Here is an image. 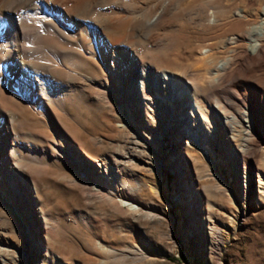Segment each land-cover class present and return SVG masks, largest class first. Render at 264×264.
<instances>
[{"label": "rangeland", "instance_id": "obj_1", "mask_svg": "<svg viewBox=\"0 0 264 264\" xmlns=\"http://www.w3.org/2000/svg\"><path fill=\"white\" fill-rule=\"evenodd\" d=\"M118 1L99 10L115 52L102 35L79 71L103 77L118 52L129 70L58 98L65 132L29 107L15 117L42 150L21 164L34 189L12 170L13 190L0 182V264H264V0ZM179 88L211 121L198 142Z\"/></svg>", "mask_w": 264, "mask_h": 264}, {"label": "bare ground", "instance_id": "obj_2", "mask_svg": "<svg viewBox=\"0 0 264 264\" xmlns=\"http://www.w3.org/2000/svg\"><path fill=\"white\" fill-rule=\"evenodd\" d=\"M102 5H107L112 9L122 6L118 0H0V182L1 185L5 184L4 186L10 191L13 190L14 179L12 182L7 180L9 172L12 170L19 177L27 180V174H22L23 169L21 172V164L23 165L22 162L37 163L34 151L42 150V148L33 147L32 142L29 141L30 138L22 139L18 135L15 131L18 125L15 123V117L29 107L36 113H44L49 119L52 116L59 124L54 109L58 98L63 100L69 97L72 92H77L80 86L85 84L100 88L104 85L103 82L117 81L116 71H119L124 63H128L127 67H123L127 68V71L129 66H132L130 59L122 54L119 55L118 52L116 53L118 57L115 55L117 59H111L106 63L105 67L108 72L103 75L104 79L103 77H89L79 71V67L85 65V61L87 64L88 59L97 60L99 63L96 46L103 43L102 35L106 41V49L115 52V42L109 38V34L114 28L116 29L117 21H111L108 18L104 21L100 20L99 10ZM261 14L263 17L259 23L260 26L264 23V12ZM209 16L208 22H213L211 14ZM260 26L254 29L259 32ZM47 36L54 40L48 41ZM86 39L90 40H88L90 52H87L89 57L83 55L87 45ZM252 46V52H256L257 43L253 42ZM126 59L128 62H125ZM94 61L93 63L96 62ZM115 62L121 67H116ZM98 63L94 65L97 66ZM223 65L222 62L218 67L222 68ZM141 74L136 71L134 76L138 78ZM160 75L161 79L166 80L164 74ZM153 78L154 87H157L155 84L157 76ZM168 81L173 82L174 80L170 78ZM188 90L189 88H179L177 97L185 100L190 121L187 126L185 125L186 128L189 124L194 126L195 123L200 122L198 125L202 127H200L201 133L197 125H195L196 129L191 132V137L198 142L200 134H203V126L208 129L211 121L203 114H199L198 107L188 100V95H190ZM261 118L264 119L263 113ZM49 119L47 120L48 128L50 131H57V128L55 130L53 128L56 125L53 124L55 121L52 120L51 123ZM245 122L251 123L248 113ZM58 127L65 132V128L60 124ZM209 127L212 129V126ZM185 132L190 134V131ZM207 134H209L208 131ZM134 145V147H145L147 144L145 145L136 138ZM202 149L205 159L208 160V153L205 151L207 148L203 146ZM43 150L55 153L56 148L50 145L44 147ZM59 152L61 157L67 156L61 150ZM28 180L29 188L34 189V183ZM2 186L0 187V210L3 205L8 204ZM91 188L95 190L98 187L94 184ZM30 227V225H24L22 229L28 234L31 233ZM32 241L31 237L29 241L23 242V246L28 248ZM34 244L36 250L43 254L44 247L38 239L34 241ZM26 260L24 257L22 264H28Z\"/></svg>", "mask_w": 264, "mask_h": 264}]
</instances>
